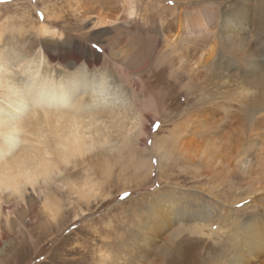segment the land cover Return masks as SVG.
Segmentation results:
<instances>
[{
	"label": "bare ground",
	"instance_id": "1",
	"mask_svg": "<svg viewBox=\"0 0 264 264\" xmlns=\"http://www.w3.org/2000/svg\"><path fill=\"white\" fill-rule=\"evenodd\" d=\"M69 2L78 12L84 29L100 24L114 26L112 36L103 40L104 56L108 55L109 62H99V53L94 55L75 48L68 39L63 41L64 33L59 28L51 30L52 24L62 18L58 10L46 11L48 21L35 31L53 39L58 35L55 42L41 43L33 38L23 46L28 52H15L18 51L15 46L9 42V46L5 45L7 40L1 38L3 32L0 34V229H12L21 212L28 215L38 206L57 221L68 201L70 206L77 203L79 212L76 206H71L59 219L73 213L75 218L85 216L94 202L107 204L117 196L113 195L114 187L120 182L115 181L124 178L125 170H119V166L123 167L127 158L133 167L136 164L137 170H146L150 159L147 162L138 152L148 148L157 114L149 101L144 103L145 91L158 85L151 83L156 80L153 72L148 73L151 82H145L143 76H134L128 69H132L142 52L141 45L151 50L162 44L163 60L172 66L171 71L176 73L186 67L192 83L201 91L235 88L250 100L264 103V47H257L254 39L260 38L263 31L264 0H230L224 12L215 0H203L195 7L179 3L165 6L163 1L155 4L146 0L145 8L140 0ZM111 66L112 70L121 71L120 80L114 79ZM124 68L130 78L124 74ZM197 113L200 120L207 119L206 112ZM153 146L152 154L158 160L172 155L167 147ZM219 151L208 142L203 154ZM221 153L222 150L215 163L228 164ZM231 157L239 169L250 162L247 158L241 162L233 154ZM66 197L69 198L65 203ZM173 200L156 198L138 208L139 217L150 219L140 228L135 242L122 243L126 248L123 251L129 252L128 256H120L122 264H136L141 256L138 252L147 243L142 235L154 234L148 230L153 217L159 224L171 221L172 215L182 217L181 208L175 211L170 208ZM210 212L215 214L213 210ZM202 214V210L197 211V221H216L220 223L219 230L226 228L228 233L253 238L252 250L248 251L250 258L227 254L216 264H251V258L264 242V237L261 242L254 239V226L264 232V213L246 226L238 218L223 223L217 216ZM18 224L25 227L21 221ZM0 233L2 239L7 238L3 230ZM26 236L27 240H34L31 233ZM238 242L240 239L234 240L235 244ZM194 256L199 259L202 255ZM185 261L190 263L188 257ZM118 262L114 259L110 264Z\"/></svg>",
	"mask_w": 264,
	"mask_h": 264
},
{
	"label": "rangeland",
	"instance_id": "2",
	"mask_svg": "<svg viewBox=\"0 0 264 264\" xmlns=\"http://www.w3.org/2000/svg\"><path fill=\"white\" fill-rule=\"evenodd\" d=\"M69 1L0 0V34H4L1 38L7 40L4 44L8 45L9 42L15 46L18 50L15 52H28L23 46L30 39L34 38L41 43L57 41L58 35L53 39L49 34L42 37L35 34V31L48 21L46 11L52 13L58 10L62 18L57 24H52L51 30L59 28L64 33L63 41L68 39L75 48H82L94 55L99 53V62H109L108 55L104 56L103 40L112 36L114 26L100 24L84 29L78 12L69 6ZM140 1L145 8L146 0ZM152 1L155 4L163 1L165 6L179 3L189 7L203 2ZM229 1L215 0V3L224 12ZM149 10L152 11L151 8ZM262 28L260 38L253 37L257 40V47H264V26ZM141 51L140 56H137L138 60H134L132 69H128L134 76H143L145 82H151L148 73L153 72L156 83H151L158 85L156 88L149 86L145 91L144 103L150 102L152 110L157 114V120L153 125L152 137L147 143L148 148L145 152L141 149L138 152L147 162L150 159V164L146 166L149 170H137L136 164L134 168L127 158L125 165L119 166V170H125L124 178L115 181V184L120 182L118 187H114L113 195L117 196L107 204L94 202L88 215L79 218H75L73 213L71 217L65 214L66 218L59 219L65 209L76 206L77 213L79 212L77 203L70 206L69 197L65 198L68 205L62 210L58 222L45 214L41 206L28 215L21 212L19 220L25 227H21L17 220L18 223L15 222L12 229H0L7 237L2 239L0 233V264H110L114 259L122 264L124 260L120 256L129 255V252L123 251L126 248L122 247V243L135 242L136 235L150 219L139 217L137 211L161 197L174 199L169 203L170 208L173 211L181 208L182 217L174 218L172 215L171 221L167 220L162 224L153 217L148 230L151 229L154 234L142 235L147 243L138 252L141 256L136 264L143 259L141 264H186V257L190 260L189 264H216L227 254L239 255V259L250 258L248 251L252 250V236L242 238L239 233H228L226 228L219 230V222L197 221L195 214L202 210V215L217 216L223 223H230L231 219L238 218L246 226L264 213V103L250 100L243 95V91L235 88L232 91L199 90L200 87L192 83L188 73L190 71L186 67L183 69L181 66L182 69L175 71L176 73L171 71L172 66L163 60L162 44L151 50L141 45ZM112 69V66L109 67L114 79L120 80L121 71L118 73ZM129 71L124 68V74L128 78ZM125 88L128 89L126 85ZM198 111L206 112L207 119L200 120ZM208 142L212 148L222 150L220 156L228 164L215 163L220 151L212 155L203 154L204 146ZM154 144L161 145L163 149L167 147L172 155L163 156L165 160H158V157L155 158L157 155L151 151ZM231 154L241 162L246 158L250 162L239 169L238 165H233ZM190 209L192 210L189 212ZM210 210L215 211V214H208ZM30 233L34 240H27L26 235ZM254 236L255 240L261 242L264 232L254 226ZM239 239L240 242L235 244L234 240ZM262 245L264 247V242L257 248V254L251 258V264L264 263ZM196 254L202 256L198 259L194 256ZM129 260L130 257H127V263Z\"/></svg>",
	"mask_w": 264,
	"mask_h": 264
},
{
	"label": "snow or ice",
	"instance_id": "3",
	"mask_svg": "<svg viewBox=\"0 0 264 264\" xmlns=\"http://www.w3.org/2000/svg\"><path fill=\"white\" fill-rule=\"evenodd\" d=\"M130 195V194H129ZM125 198H127V197H125Z\"/></svg>",
	"mask_w": 264,
	"mask_h": 264
}]
</instances>
